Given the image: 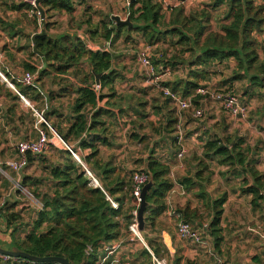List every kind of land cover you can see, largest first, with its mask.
I'll return each instance as SVG.
<instances>
[{
  "label": "trees",
  "instance_id": "16d2710c",
  "mask_svg": "<svg viewBox=\"0 0 264 264\" xmlns=\"http://www.w3.org/2000/svg\"><path fill=\"white\" fill-rule=\"evenodd\" d=\"M165 1L167 0H129L130 4L126 3V7L132 26L118 24L111 16L108 20H100L95 26L91 25L90 20L85 22L86 30L92 38L99 36L109 41L110 49L122 34L125 33V42L135 41L133 33L138 32L146 39L141 47L149 48L150 58V47L155 44L167 43L170 48H174L175 54L168 57L167 49L163 53L166 59L156 60L155 63H162L163 69L169 68L174 76L181 71L180 65H183L185 75L161 82L162 89L160 86L155 88L160 95L148 99L149 91L154 88L152 86L140 87L137 91L131 88V93L127 95L118 92L117 82L126 80V75L122 71L124 66H118L120 60L115 59L114 50H92L76 32H72L74 13L77 10L75 0H37V6L28 0H0L6 15L19 13L16 20H9L0 14V31L13 40L12 45L10 41L1 44L2 57L13 63H20L24 72L35 73L36 86L25 85L11 78L12 72L1 63L0 69L34 108L43 112L45 120L74 151H83L80 155L82 162L101 184L96 186L92 182L83 165L70 150L51 143L50 148L57 149L52 156H40L42 174H23L19 181L41 206L29 209L25 205L16 209L19 201L15 199L11 202L7 198L11 193L0 196V200L6 197L0 210V222L4 223L0 232L9 234L10 242L6 241L4 245L7 249L17 246L40 257L62 256L71 264H115L116 251L129 243V239L130 242L137 240L130 237V225L135 219L134 211L139 208L133 194V176L136 172L145 171L153 184L146 193L148 205L141 233L148 247L142 244L141 255L146 260L140 264H157L153 255L159 260L160 251L166 250L158 236L162 226H165L161 217L172 207L168 197L175 186L172 178L175 158L168 155L166 159L158 155V146L154 145L150 147L147 144V154L135 159L133 153L125 149H132V142L144 140L147 125H154L153 128L156 129L150 120L151 115H156L160 120V132H153L172 135L173 152L176 148L179 152L181 142L178 134L175 135L176 125L180 122L179 114L174 108L177 102L171 95L165 94L164 88L183 99H190L193 116L194 110L202 107L205 96H211V93L235 94L247 108V115L250 107L243 98L264 99V0H210L206 4L209 9L189 12L183 6H175L171 7L172 13L167 22L164 16ZM223 6V17L215 28L211 24L214 12ZM53 11L64 12L70 17L69 31L55 36L48 33L54 25L49 22ZM162 23L164 28H161ZM40 25L47 32L36 38L43 56L34 51L33 42L29 46L20 43V37L32 40L33 33L27 31L28 27L37 32ZM78 28H82V25ZM17 53L25 56L18 60ZM231 59L236 64L228 76L225 75L223 65L228 68ZM96 74H100V89L95 87ZM63 75L73 76L79 84L65 83L57 91L50 87L47 89L48 84L53 86L59 81L63 82L60 78ZM213 77H220V81L210 86ZM241 81L247 83L244 89L247 96L243 98L234 89ZM106 88L107 92L104 93ZM201 89L207 92L202 94L199 92ZM72 95L75 96L66 114L62 106H53V100ZM0 97L5 110L0 136L6 137L7 128L9 125L12 128L15 121L27 126L28 130L32 128L37 132L36 137H25L22 140L36 139L40 130L52 136L50 127L45 122H40L32 108L26 110L20 95L1 78ZM106 98L107 102L102 105L101 102ZM216 101L232 118L221 102ZM254 113L264 120V105ZM53 117L58 122L53 121ZM64 123L66 126L62 127L61 124ZM259 128L264 131V121L259 123ZM28 130L25 135L29 134ZM123 137H126L125 142ZM4 141H7L6 138H0V146ZM19 141L12 146L15 151L13 158L17 157L16 145ZM126 144L128 146H124ZM102 147L113 153L105 157ZM3 151L1 149L0 154L4 155ZM45 151L28 152L27 165L23 169L37 161L38 156ZM263 152L264 137L252 144L235 132L228 135L217 132L205 141L201 157L193 154L187 174L177 180L184 191L193 196L184 205L173 208L195 229L205 228L212 238L215 250L221 251L225 240L222 222L228 192L209 190L215 175L212 161L217 160L219 166L226 167L219 174L226 176L227 180L228 175L240 179L239 188L233 189V192L251 196L252 209L259 211L264 207V170L260 169ZM7 162L4 164L12 169ZM142 163L145 167L137 170L136 166ZM13 195L16 196V192ZM193 197L197 202L193 203ZM30 211L31 217L25 218L26 212ZM207 219L209 223L205 221ZM112 253L113 256H110ZM0 264L60 263L10 258L7 261L0 260ZM185 264L192 262L187 259Z\"/></svg>",
  "mask_w": 264,
  "mask_h": 264
},
{
  "label": "rangeland",
  "instance_id": "374dc122",
  "mask_svg": "<svg viewBox=\"0 0 264 264\" xmlns=\"http://www.w3.org/2000/svg\"><path fill=\"white\" fill-rule=\"evenodd\" d=\"M12 1H19V0H10ZM30 1V0H28ZM210 2V0H167V2L164 5V16L166 18V22L169 20L172 9L171 7L175 6H183L187 12L191 11H201L202 9H209L206 4ZM126 0H76V7L77 10L74 13L75 21H74V30L72 32H76L77 34H80L84 38L91 41L92 44H97L96 46L100 48L108 47L110 49V42L104 40L103 38H100L99 36H96L92 38V36L88 33L86 21L90 20L91 25L95 26L100 20H108V17H113L114 15H119L122 19L127 18L129 16L128 13V7H126ZM37 4V3H36ZM225 11V7H221L219 10L214 12V19L212 20V26L217 28L219 24V20L223 17V12ZM0 14L9 19V20H16L15 18H19V13H8L5 14L4 10L1 8L0 3ZM52 17H50L49 22H53L55 25L51 26L49 30V34L55 36L61 33H64L66 29L68 28V22L69 18L66 13H59L58 11L52 12ZM42 20V17L40 21ZM23 22V21H22ZM26 25V24H24ZM79 25H82V28H78ZM21 26V24H20ZM91 26V27H92ZM161 28H164V24L162 23ZM43 30L42 25H40V28L37 32H41ZM52 30H54L52 32ZM163 30V29H162ZM27 31L30 33H37L34 32V30L30 27L27 28ZM32 34V35H33ZM125 33L122 34V36L116 41L113 47H111L110 50H114V55L116 60H120L118 63V66L122 68V71L125 75H133L134 77V83H124L119 84L118 89L121 93H125L126 95L128 93H131V90L137 91L140 87H149L152 86V88L149 91V95H147V98L150 99L152 97H157L160 95L159 92H157V87L160 86L162 89L161 82L173 80L175 77L185 75L183 65H180L181 71L177 72V74L174 76L172 72L169 71V73H165V68L163 69V64L158 63L156 64V60H164L166 59V56L163 54L165 51L167 52V56H171L172 54H175L174 48H170L167 43H160L158 45H153L150 47L151 50V58L153 64L158 69L157 73L159 78L152 77L150 78L147 73L143 70V68L140 67V65L136 61L135 53L137 52L139 46L146 43V39H144L143 35L138 33H133V36L135 37V41L130 40L125 42ZM264 39V35H263ZM20 43L24 44L26 46L32 45V40L27 38L20 37ZM89 41V42H90ZM4 40H0V46L3 45ZM137 48V49H136ZM30 51V49H29ZM28 51H26L27 53ZM25 56V54H23ZM187 58V56L185 57ZM236 61L234 59L229 60L228 68L227 66L223 65V69H225V75L230 76L233 66H235ZM1 65V64H0ZM158 66V67H157ZM2 66H0L1 68ZM140 67V68H139ZM162 67V69H161ZM24 69H21L20 73H23ZM146 76V77H145ZM127 78V77H126ZM130 80V79H129ZM162 80V81H161ZM220 81V77H213L210 81L211 85H214V83H217ZM216 85V84H215ZM247 83L246 81L238 82L235 85V92L239 94L240 96H247L244 93V89L246 88ZM132 88V89H131ZM210 88V87H209ZM207 92V91H206ZM209 92L211 93V89H209ZM264 92V90L262 91ZM141 93V92H140ZM205 94V93H202ZM179 96V95H178ZM258 98V99H257ZM257 98H251L248 99V97L243 98L247 103L249 104L250 111L246 117L243 118H237L233 119L230 118L223 108L221 107L220 103L212 98V96L206 95L204 98L203 106L198 107L202 108L204 110V114L200 118H196L192 115V109L188 110H182L178 104L174 105V108L177 110V113L179 114V123L176 125V132L175 135H179L180 132L182 133L181 136L183 138V143L186 145V153L182 159L178 157V149L176 148V151L173 152L174 145L171 144V136L168 134H158L160 132L158 129L160 127V120L157 118L156 115H151V121L155 124V128H153L154 125H147L146 130L144 134H146V137L142 142H132L131 146L132 149L129 150L127 147L125 150L131 151L133 153L134 159L135 158H141L145 154H147L148 150L145 149L146 145L148 144L150 147L152 145L158 146L157 147V154L162 155L163 158L169 155L172 159L175 158L174 163L177 164L179 167V170H182L179 174V178L183 175L187 174L188 169L190 168V161L193 156V154H197L198 156H202L204 152V144L207 138L213 134H216L219 132L220 135H228L231 133H237L240 136H244L247 141L254 144L257 140L264 137V131L259 128V123L263 122L262 116H257L254 112H256L257 109H260L264 105V99ZM248 99V100H247ZM191 103V101H190ZM24 108H29L25 105ZM228 124V125H227ZM153 130H157L158 132L155 133ZM127 137V136H126ZM126 137H123V141H126ZM1 139H4V136H0ZM56 142V140H54ZM56 145L60 148H65V145L61 141H57ZM130 146V147H131ZM47 148L48 150L45 151V153H42V155H39L37 158L38 160L29 164L28 167L23 169L21 172L17 173L14 172L12 169H10L6 164L8 160H11L15 156V151L13 150V147H8L6 145H1L0 150L4 149V155L0 154V178L2 179L3 183L0 184V196L4 194L11 193L9 200L13 202L15 199H17L22 204H26L25 208L29 209H35L39 208L41 204L33 195H31L27 188L23 187L22 185L19 186L17 184L18 179L21 180V177L23 174H28L32 176H39L42 174V165L40 164L39 159L40 156H52L53 152L57 149ZM167 152V154H166ZM56 159V158H55ZM167 159V157H166ZM263 163L260 166L261 170H264V152L262 154ZM5 163V164H4ZM213 167L215 169V175H214V181L212 185L209 187V190H222L228 192V201L225 204V213H224V219L223 224H227L226 229V235L228 238V241L230 243H233V245L240 244L241 248L244 249V251L249 247L248 250L245 251V255L247 257L252 256V254L249 253L251 251L252 246L250 244H255V238H253V235H245V232H242L243 234H239L237 231H233V228H238L240 226L247 227L248 224V217L249 215H253L254 210L252 209L249 195H244L241 192L234 193L233 189L239 188V181L240 179H236L232 177V175H228L229 179L227 180L226 176H221L219 174L220 170H225V166H219L217 164V160L212 161ZM183 164V167L181 166ZM7 166V167H6ZM145 167V164L142 163L140 166H136L137 170H141ZM136 170V171H137ZM176 170V169H175ZM177 178V180L179 179ZM231 178V179H230ZM0 179V180H1ZM6 181L8 184H6ZM229 181V182H228ZM14 192H16V196H14ZM193 196V195H192ZM190 194L188 195V198L192 197ZM194 199V201H193ZM193 203L197 202V200L193 197L191 199ZM138 205V203H137ZM139 206V205H138ZM261 213L264 212V207L259 210ZM32 211L29 213L26 212L25 218L31 217ZM233 215L235 217H233ZM259 219H263V215H259ZM236 218L238 221L237 223H229L228 220H233ZM245 218V220H244ZM207 223H209V219L205 220ZM241 221V222H240ZM178 222V220H177ZM175 220V224H177ZM4 225L3 222H0V228H2ZM248 229V228H247ZM246 229V230H247ZM248 232H252L249 231ZM239 236V238H242L243 240L241 242L238 241V238L235 236ZM132 237V235L130 236ZM129 237V238H130ZM130 242V239H129ZM135 243L142 244L141 241L136 240ZM210 247L212 250H214V244L212 241V238H210ZM6 245V243L2 240L0 237V245ZM257 246L258 245H254ZM198 247V246H197ZM204 248V247H203ZM235 249V248H234ZM233 249V250H234ZM123 250H126L125 247H123ZM232 251V250H231ZM255 251V250H254ZM256 252V251H255ZM264 253V251H262Z\"/></svg>",
  "mask_w": 264,
  "mask_h": 264
},
{
  "label": "crops",
  "instance_id": "0c3cea01",
  "mask_svg": "<svg viewBox=\"0 0 264 264\" xmlns=\"http://www.w3.org/2000/svg\"><path fill=\"white\" fill-rule=\"evenodd\" d=\"M54 28H55V25H54ZM53 31L54 30H52V32ZM66 31H69V29L67 28ZM78 35L85 41L88 48L92 50L100 49V47L96 46L97 44L96 45L92 44L90 40L84 38L80 34ZM0 40H4V42L10 41V45L13 44V40L9 39V37L2 31H0ZM16 40H18V38H16ZM17 54H18L17 55L18 60H21V58L24 57L23 54L21 53H17ZM1 59H2V62H1ZM0 63L2 64V66H5L8 71L10 70L12 74L21 75L20 72H21L22 67L20 66V63H17V64L13 63L11 60H7L6 57H2V56H0ZM126 77H127L126 80H121L117 82L116 89L118 90V92H119V89H118L119 84H124V83L128 84L129 82L134 83L133 75H126ZM60 78L63 79V82L60 83L59 81L57 84L53 86H50V84H48L47 89L50 87L54 91H57L60 88L64 87L63 85H65V83L72 82L76 85L79 84L77 79L74 78L73 76L63 75ZM106 92H107V88L104 90V93ZM74 96L75 95L57 98L53 100L52 104L54 107L62 106L66 114L68 112L69 106L71 105L73 101ZM110 101L112 102V100ZM106 102H107V98L103 100L101 104L104 105ZM2 103H3V99L2 97H0V125L4 124V119L2 117L5 113V110L3 108ZM25 105L26 104L23 103V107ZM27 107L29 108V106ZM54 120L57 121L53 117V121ZM61 126L65 127L66 123L61 124ZM7 130H8V133L5 137L7 141L2 142V145H6L8 147H12L19 140L26 139L25 137L29 139V137L31 138V137L37 136L36 131L34 132L32 128H29L28 130L27 126L22 125L18 121L14 122V125L12 128H11V125H9ZM27 130L29 131V134L25 135ZM57 141L58 140H56V142ZM56 142L54 143L56 144ZM124 146H128V145L126 144ZM78 152L80 153V155L83 154V151L80 149ZM86 152H88V150ZM103 153L106 157L112 154L113 152L110 151V149L104 147ZM179 167L177 166V164H174L172 167V178L175 181V186L169 193L168 199L173 207H176L177 205L182 206L186 203L187 199H189L188 198L189 193H186L184 189L182 188V186L177 181V178H179V174L182 173L181 172L182 170L178 169ZM1 183L2 181H0V184ZM25 205L26 204L18 203V205H16V209H20L21 207ZM254 213L255 214L253 215H249L247 219L249 225L247 227L240 226L238 230L232 227L233 231L234 230L237 231L240 235L243 234L242 232H245L246 233L245 235H253V238H255L254 245H258V247L254 246L253 244H250L253 249H251L249 253L252 254V256L247 257L245 255V251L248 250L249 247H247V249L244 251V249L241 248L240 244H237L234 246L233 243H230L228 241V238L226 235L227 224H223L225 240L221 247V251L215 250V248L214 250H212L211 247L209 249H206L188 240L180 238L177 233V229H176V224H175L176 219L170 216L169 212L167 211L161 217L165 226H162V228L160 229V234L158 236L160 238L159 242L161 243L162 246L166 248V250L160 251L161 257L159 258V260H161L163 264H185L187 259L190 260L192 264H264V253H262V251H264V213H261L260 211H254ZM260 214L263 215V219H259ZM233 217L235 216L233 215ZM237 221L238 220L236 218H234L233 220H228L229 223H233V222L237 223ZM247 228L249 229V231H252V232H248ZM22 235H24V233H22ZM0 237L5 243L6 241L10 242L9 234H7L6 232H0ZM235 237L238 238L239 242L243 240L242 238H239L238 235ZM1 246L4 247V245L2 244ZM123 247H125L126 250H123ZM123 247L118 249L116 253L114 252L115 259H116L115 264H140L141 262H144L146 260L144 255H141V250L143 248L142 244L135 243V242H129V243L124 244ZM114 253L110 254V256H113ZM153 258H157V257L153 255Z\"/></svg>",
  "mask_w": 264,
  "mask_h": 264
},
{
  "label": "built area",
  "instance_id": "2783aa9c",
  "mask_svg": "<svg viewBox=\"0 0 264 264\" xmlns=\"http://www.w3.org/2000/svg\"><path fill=\"white\" fill-rule=\"evenodd\" d=\"M126 1H127V5H129L130 4L129 0H126ZM29 2H31L33 5L37 6V4H36L37 0H30ZM166 2L167 1H165V3ZM124 19H126V18H124ZM100 49H102V48H100ZM104 49H108V47L106 46V47H104ZM0 56H2L1 50H0ZM136 58H137V62L140 65V67L143 68V70L147 73V75L150 78H152V77L159 78L158 73H157V68L153 64V62L150 58L149 48L147 46H142L138 50ZM169 71H170L169 68L165 69V73H169ZM0 78L3 81H6L20 95V97L22 98L24 103L27 106L31 107L35 111L36 115L40 118V122L41 121L45 122L50 127V129L52 131L51 137L49 135H47V133L45 131L40 130L39 136L36 139L21 140L17 143V145H16V147L18 149L17 157L13 158L7 162V164L13 169V171L19 173L27 165L26 155L28 152L41 153V152L45 151L51 143H54V140H58V141H61L65 145V148L70 150L72 152V154L74 155V157L83 165L87 174L92 179V182L96 186H101L98 179L87 168V166L82 162L81 157H80V153L78 151L77 152L74 151L72 149V146L64 141V139L58 134V132L55 129H53L50 126V124L45 120V118L43 116V112L41 113L37 109L34 108V105L24 95H22L19 92V90L16 89L14 84L2 72L1 69H0ZM11 78H13V79L25 84V85L36 86V74L32 73V72H24L21 75L12 74ZM95 87H96V89L101 88L99 83H96ZM164 92L167 95H171V97L178 103L179 107L182 110H188L190 108V106H191L190 99H183L180 96H178L177 94L172 93L168 88H164ZM199 92L206 93V90L201 89V90H199ZM211 96L213 99L219 100L221 102V104L223 105L225 110L229 113V115L233 119L246 117L247 108L241 103L240 99L235 94L230 93V92H228V93L217 92V93H211ZM203 114H204V110L201 108L194 110V116H196V117H202ZM181 134L182 133L180 132V134L178 135L179 140L181 142L180 143V149L178 152V157L180 159H182L186 153V145L183 143V138H182ZM181 166L183 167V164H181ZM149 180H150V176L145 171L136 172L133 176V183H134L133 194L137 198L138 205H140V202H141L142 188L144 187V185H146L149 182ZM17 184H19V186H21L19 181L17 182ZM5 202H6V197L4 196L0 200V210H1V207L3 206V204ZM113 204L116 206V203H113ZM168 212H169L170 216H172L176 219V221L178 220V222L176 224V229H177V233H178L180 238L188 240V241H190V242H192L198 246L204 247L206 249L210 248V245H209L210 244V237L207 234L205 228H203L202 230L201 229H195L190 223L184 221L181 218L180 214H178L175 211V208H173V206L168 209ZM134 215H135L134 222L130 225V230H131V235H132L131 238H132V240L137 239V240L141 241L142 244L147 246V242L144 240L142 233L139 229V222L137 219V210L134 211ZM0 221H1V213H0ZM10 258L11 257L9 255H6V254H3L0 252V260L7 261ZM154 259H155L157 264H163V262L161 260H158L157 258H154Z\"/></svg>",
  "mask_w": 264,
  "mask_h": 264
},
{
  "label": "water",
  "instance_id": "95a60500",
  "mask_svg": "<svg viewBox=\"0 0 264 264\" xmlns=\"http://www.w3.org/2000/svg\"><path fill=\"white\" fill-rule=\"evenodd\" d=\"M114 20L118 24L123 23V24H128L129 26H132L131 20L129 16L126 19H122L119 15H114L113 16ZM47 32L43 29L41 32L34 33L32 35V42H33V49L36 53H38L40 56H43V53L39 51L38 46H37V41L36 38L42 35H46ZM96 82H100V74H96ZM153 181L152 179L149 180V182L144 185L142 188V193H141V202L139 205V208L137 210V219L139 222V229L140 231L143 230L144 228V212L147 208L148 202L146 200V193L147 190L152 186ZM0 252L6 255H9L11 258H24L31 260L33 262H54V263H60V264H71L66 258L62 256H45V257H40L36 256L33 254H30L22 249H20L17 246H13L11 249L4 248L3 246L0 245Z\"/></svg>",
  "mask_w": 264,
  "mask_h": 264
}]
</instances>
